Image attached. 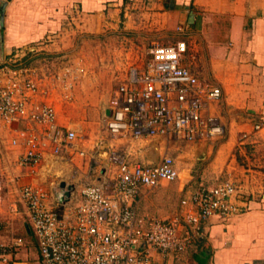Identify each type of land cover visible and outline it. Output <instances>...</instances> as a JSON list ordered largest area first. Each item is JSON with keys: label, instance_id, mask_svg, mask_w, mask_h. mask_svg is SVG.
Returning a JSON list of instances; mask_svg holds the SVG:
<instances>
[{"label": "built area", "instance_id": "obj_1", "mask_svg": "<svg viewBox=\"0 0 264 264\" xmlns=\"http://www.w3.org/2000/svg\"><path fill=\"white\" fill-rule=\"evenodd\" d=\"M188 53L184 37L153 43L147 62L130 66L103 114L111 136L187 142L224 136L219 117L207 112L208 103L222 97V88L202 80L185 63ZM46 96L32 65L0 64V122L14 132L12 145L23 148L18 162L24 168L39 166L47 152L61 155L78 137L75 130L59 123L56 108ZM17 123L23 126L14 127ZM248 138L249 133H241L239 145L244 146ZM115 160L114 178L60 180L52 189L39 183L19 185V200L37 238L42 264H154L155 254L179 257L189 250L210 217L228 219L249 208V195L232 178L222 177L211 186L191 190L181 200L184 209L173 218L141 213V189L178 179L176 160L169 154L155 164ZM69 186L70 195L62 201ZM28 244L24 236L7 239L0 230V264H28L19 258Z\"/></svg>", "mask_w": 264, "mask_h": 264}, {"label": "crops", "instance_id": "obj_2", "mask_svg": "<svg viewBox=\"0 0 264 264\" xmlns=\"http://www.w3.org/2000/svg\"><path fill=\"white\" fill-rule=\"evenodd\" d=\"M25 1L30 9L28 27L19 25L20 15L10 13L11 8L13 10L18 3ZM71 20L76 22L82 33L94 35L116 30L119 31L118 36L126 39L136 32L156 31L159 34H172L166 44L181 37L187 39L189 53L185 63L202 80L222 88V97L218 101L208 103L207 112L219 117L225 127L227 141L213 153L214 142L218 140L187 142L178 138H161L166 143L181 140L186 143V147H197L204 153L203 168L197 175H193L190 169L185 171L188 176L182 182L177 161L179 178L171 182L162 181L155 188L143 187L138 195L139 211L157 217L165 215L164 219L173 218L184 209L181 200L191 190L207 185L217 176L230 177L249 192V208L228 219L217 215L210 217L203 225L202 238L197 245L204 244L206 250L203 255L216 256L215 260L220 264L247 261L248 256L252 257L250 259L253 261H257L261 256L264 258V0L0 2V64L16 62L28 50L37 52L44 48L54 49L60 33L49 35L52 41L45 46H31L29 43L45 37L51 25L71 23ZM131 65L144 64L134 60ZM45 99L49 100L48 97ZM109 99L102 111V122ZM57 117L62 126L75 130L79 137V126L62 121L58 112ZM257 123L262 125L259 130L254 129ZM17 125L23 126V123L14 124V127ZM101 130L111 136L104 122ZM10 131L13 136L14 132L12 129ZM243 132L249 133V138L244 146H240L239 136ZM92 135L97 136V133L92 132ZM76 140L59 156L47 152L40 165L45 163L46 166L55 167V164L64 162L74 167L81 177L79 179L88 176L98 179L114 178L117 171L116 158L155 164L166 154H154L146 150L129 158L127 150L111 149L109 153L112 157L116 156L112 158L116 167L113 173H110L111 169H101L102 166L96 165L94 169L98 162L94 150H89L91 155H88L89 151ZM170 146L168 149L172 147ZM17 147L23 151L21 146ZM176 148V145L173 146V149ZM236 149L241 156L245 155L243 163L235 155ZM192 165L193 162L189 167ZM171 186H177V193L183 192L180 201L170 203L171 199L175 200L178 196ZM195 245L191 246L193 252L197 251ZM154 258V264H163L167 260L169 262L172 257L155 254Z\"/></svg>", "mask_w": 264, "mask_h": 264}, {"label": "rangeland", "instance_id": "obj_3", "mask_svg": "<svg viewBox=\"0 0 264 264\" xmlns=\"http://www.w3.org/2000/svg\"><path fill=\"white\" fill-rule=\"evenodd\" d=\"M26 2L18 3L13 10L11 8L10 13L20 15L19 25L28 27L30 9ZM80 30V27L72 20L71 23L51 25L45 37L31 41L29 45L45 46L52 41L49 35L60 33L56 47L54 49L44 48L37 52L28 50L16 63L25 62L32 65L36 69V75L40 78L41 88L45 90L50 103L56 107L60 119L79 126L80 130L77 131L79 137L76 142H80L88 151L94 150V155L98 158L94 169L96 165L102 166L101 169H111L110 173H113L116 164L112 158L116 156L112 157L109 152L111 149L119 148L127 150L130 154L129 158L146 150L154 154L166 153L173 156L176 162L178 161L182 182L188 176L186 172L189 169L193 175L199 174L204 164L202 159L204 153L197 147H186V143L181 140L166 143L160 137L113 138L101 130L102 111L112 91L125 78L131 62L137 60L138 63L145 64L150 58V46L153 43L168 42L172 34L142 31L125 39L118 36L119 31L116 30L98 35L82 33ZM10 130L9 126L0 122V230L7 239L18 235L24 236L29 244L19 253V258L34 264H42L36 247L37 238L29 229L24 205L19 200V185L35 182L52 189L53 185L60 180L73 182L81 177L73 166L64 162L55 164V167L46 166L45 163L33 168L21 167L18 162L21 150L12 145L13 136ZM92 132H96L97 136L93 137ZM226 141L227 134L225 133L221 139L214 142L213 153ZM175 145L177 148L173 149ZM168 146L171 148L168 149ZM234 153L243 163V159H246L245 155L241 156L237 149ZM88 155H91L90 151ZM191 162L194 165L189 167ZM219 178L221 176L212 179L213 181L207 185L215 184ZM171 189L178 196L175 200L171 199L170 203L180 201L183 192L177 193V186H171ZM242 190L246 194L249 193ZM199 239L195 243L197 251L193 252V248H190L179 257H172L169 262L167 260L163 264H220L216 262V256L203 255L206 248L202 243V246L197 245ZM248 257L247 261L226 264H264L262 256L257 261Z\"/></svg>", "mask_w": 264, "mask_h": 264}, {"label": "water", "instance_id": "obj_4", "mask_svg": "<svg viewBox=\"0 0 264 264\" xmlns=\"http://www.w3.org/2000/svg\"><path fill=\"white\" fill-rule=\"evenodd\" d=\"M110 113H111L110 110H108V114H110ZM65 185H66V183L63 181V182L61 183V186H62V187H65ZM71 190H72V187L69 186V187H68V190L65 192V194H64L63 196H61V200H62V201H65V195H67V196L70 195Z\"/></svg>", "mask_w": 264, "mask_h": 264}]
</instances>
